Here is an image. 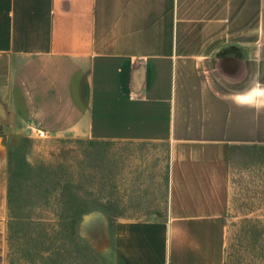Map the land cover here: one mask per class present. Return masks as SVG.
<instances>
[{
	"label": "crops",
	"instance_id": "obj_1",
	"mask_svg": "<svg viewBox=\"0 0 264 264\" xmlns=\"http://www.w3.org/2000/svg\"><path fill=\"white\" fill-rule=\"evenodd\" d=\"M255 83L264 0H0V208L18 135L164 145V214L114 220L103 263L224 264L230 152L264 146L226 98Z\"/></svg>",
	"mask_w": 264,
	"mask_h": 264
},
{
	"label": "rangeland",
	"instance_id": "obj_2",
	"mask_svg": "<svg viewBox=\"0 0 264 264\" xmlns=\"http://www.w3.org/2000/svg\"><path fill=\"white\" fill-rule=\"evenodd\" d=\"M10 148L0 264H68L87 256L104 264L114 220L165 212L164 145L18 135ZM69 197L84 203L88 217L70 218L79 208L65 203ZM224 264H264V146L230 152Z\"/></svg>",
	"mask_w": 264,
	"mask_h": 264
},
{
	"label": "clouds",
	"instance_id": "obj_3",
	"mask_svg": "<svg viewBox=\"0 0 264 264\" xmlns=\"http://www.w3.org/2000/svg\"><path fill=\"white\" fill-rule=\"evenodd\" d=\"M226 99L238 107H248L259 111L264 109V86L255 83L251 87L234 93Z\"/></svg>",
	"mask_w": 264,
	"mask_h": 264
},
{
	"label": "trees",
	"instance_id": "obj_4",
	"mask_svg": "<svg viewBox=\"0 0 264 264\" xmlns=\"http://www.w3.org/2000/svg\"><path fill=\"white\" fill-rule=\"evenodd\" d=\"M7 196H8V199H9V190L7 191ZM9 201V200H8ZM65 203H67V204H70L71 206H72V208H79L78 209V212H79V214H77V215H72L70 218L71 219H73V218H75V217H77V216H81V215H84L85 213H86V210H82L81 209V207H82V204H84V203H81V202H79L76 198H74V197H69L68 198V200H65Z\"/></svg>",
	"mask_w": 264,
	"mask_h": 264
},
{
	"label": "built area",
	"instance_id": "obj_5",
	"mask_svg": "<svg viewBox=\"0 0 264 264\" xmlns=\"http://www.w3.org/2000/svg\"><path fill=\"white\" fill-rule=\"evenodd\" d=\"M39 136H43V134L42 133H39Z\"/></svg>",
	"mask_w": 264,
	"mask_h": 264
}]
</instances>
